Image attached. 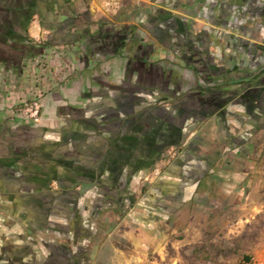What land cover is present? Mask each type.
I'll return each instance as SVG.
<instances>
[{
	"label": "crops",
	"instance_id": "obj_1",
	"mask_svg": "<svg viewBox=\"0 0 264 264\" xmlns=\"http://www.w3.org/2000/svg\"><path fill=\"white\" fill-rule=\"evenodd\" d=\"M262 157L264 0H0V264L171 263Z\"/></svg>",
	"mask_w": 264,
	"mask_h": 264
},
{
	"label": "rangeland",
	"instance_id": "obj_2",
	"mask_svg": "<svg viewBox=\"0 0 264 264\" xmlns=\"http://www.w3.org/2000/svg\"><path fill=\"white\" fill-rule=\"evenodd\" d=\"M260 165L262 174L256 188L248 186L245 196L241 195L246 210L240 223L234 225L232 220L229 233L215 227L198 240L178 243L182 256L168 257V264H246L244 255L250 257L249 264H264V157Z\"/></svg>",
	"mask_w": 264,
	"mask_h": 264
},
{
	"label": "built area",
	"instance_id": "obj_3",
	"mask_svg": "<svg viewBox=\"0 0 264 264\" xmlns=\"http://www.w3.org/2000/svg\"><path fill=\"white\" fill-rule=\"evenodd\" d=\"M40 104L39 102L33 100L28 103L22 105L21 108L18 109V113L22 117L23 120L31 123L38 124L40 122ZM180 150L176 147H171L166 150L160 157L159 161L154 165L150 173L145 177L144 181L149 183L156 178L160 177L162 170L168 166L173 160L177 158ZM79 190V188H77Z\"/></svg>",
	"mask_w": 264,
	"mask_h": 264
},
{
	"label": "trees",
	"instance_id": "obj_4",
	"mask_svg": "<svg viewBox=\"0 0 264 264\" xmlns=\"http://www.w3.org/2000/svg\"><path fill=\"white\" fill-rule=\"evenodd\" d=\"M242 260H243L244 263L249 264V262H250V257L247 256V255H244V256L242 257Z\"/></svg>",
	"mask_w": 264,
	"mask_h": 264
}]
</instances>
